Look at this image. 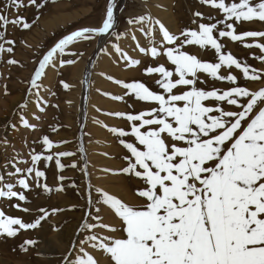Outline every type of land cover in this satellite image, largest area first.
<instances>
[{"label":"snow or ice","instance_id":"6c2138e0","mask_svg":"<svg viewBox=\"0 0 264 264\" xmlns=\"http://www.w3.org/2000/svg\"><path fill=\"white\" fill-rule=\"evenodd\" d=\"M200 3L221 12L222 18L211 22L214 18L210 14L206 16L196 11L193 14L196 19L192 21L196 28L182 30L179 35L171 33L159 20L155 21V26L145 29V24H152L147 15L127 21L130 25L140 24V31L149 37L158 26L162 34L159 47L153 41V46L139 47V51L154 59L163 55L174 68L170 70L160 64L145 69L146 75L158 76L155 83L163 90L162 94L143 82L123 84L136 100L156 105L138 114L115 113L129 122L130 131L110 129L118 137L134 138L135 142L119 140L130 153L125 157L127 167L121 171L143 182L144 187L137 195L145 203L135 207L102 193V199L97 203L110 207L121 222L120 229L103 222L100 207H95L94 216L91 211H86L91 221L81 225V230H86L87 234L78 241L76 264H100V259L105 256L109 264H264V88L250 90L241 86L238 77L232 74L236 69L245 81L264 82V70H257L224 51L225 46L221 43V38H228L247 49L257 48L264 53V43L258 42L264 39V31L237 32V27L244 22H264V0H200ZM30 5L43 6L37 4V0H28V3L10 0L5 4L0 8V29L6 30L10 24L22 29L31 28L32 24L23 16L18 14L10 18L4 11L14 8L19 13L20 9ZM117 9L118 0H108L101 26L75 31L48 51L30 80L31 89L40 88L38 81L45 76L47 68H55L57 53L64 54L75 41L111 36L119 39L122 34L115 31ZM248 38L256 42L247 43ZM132 39L136 40V37L133 35ZM0 41H3L0 54L13 53L15 42L6 39L4 31H0ZM192 45H198L202 50H214L218 62L203 61L182 50ZM115 51L131 66L141 63L119 46H115ZM255 59L264 64V55ZM7 62L18 63L14 59ZM59 63L63 66L73 64L75 60ZM209 79L228 82L229 87H202ZM61 83L65 89L69 87L63 81ZM35 94L38 103L47 104L39 97V92ZM113 99L122 100L123 97ZM44 110V107L40 108L41 112ZM24 123L35 127L27 121ZM43 144L49 150L58 147L47 136L43 137ZM73 155L72 152L50 151L47 155L33 152L31 167H15L14 174H21L17 183L23 190L30 191L31 178L36 188L51 193L53 188L42 182V178H46L45 172L36 166L42 160L54 161L63 171L65 165L60 158ZM71 167L77 165L73 163ZM82 171L87 174V167ZM65 179L63 175L58 177L61 185L55 191L64 190L62 182ZM4 181L5 176L0 175V198L27 200L25 191H14L15 185ZM21 210L30 212L26 207ZM38 211L41 213L39 218L26 223L0 210V236L15 237L21 230L37 229L49 216L44 208ZM105 230L110 233L122 230L124 236L102 235ZM36 244L37 241L31 239L24 242L26 246ZM86 247L98 251L99 257ZM23 250L28 251V247ZM72 256L70 250L64 260L71 264L69 257Z\"/></svg>","mask_w":264,"mask_h":264},{"label":"rangeland","instance_id":"374dc122","mask_svg":"<svg viewBox=\"0 0 264 264\" xmlns=\"http://www.w3.org/2000/svg\"><path fill=\"white\" fill-rule=\"evenodd\" d=\"M9 2L10 0H0V8H4V5ZM159 2L160 0H118V9L115 12L118 18L115 31L117 34H122L120 38L111 36L103 37L104 40L100 37L92 41H75L66 48L64 54L57 53L56 66L55 68L50 66L45 70V76L38 81L41 85L39 89H31L30 84L39 66V61L60 40L73 32L101 26L108 0H47V2L37 0V4H42V7L30 5L20 9L19 13L14 8L4 9L10 18H15L18 14L23 16L27 22L32 24V27L22 29L10 24L6 30L0 29L4 31L6 39L15 42L13 53L0 54V136L2 137L0 143L3 142V145L0 144V156L2 157L0 175L5 176L4 183L15 185L14 191H25L17 183L21 174H14L15 167L21 169L31 167L33 152L41 155H47L50 151L72 152L74 155L60 158L65 165L63 171L56 167L54 161L42 160L36 166L45 172L46 178H42V182L53 188L51 193L36 188L35 182L30 178L29 183L32 190L25 191L26 201H19L16 198L11 200L0 198V210L4 211L7 216L21 218L26 223H32L39 218L41 213L38 210L41 208L49 212L48 218L42 221L37 229L21 230L15 237L0 236L1 261H7L10 264H69L64 257L71 250L73 256L69 257V260L71 264H76L75 256L79 254L78 241L84 239L87 234L86 230H81V225L86 221H91V217L86 216V211H91L94 216L96 215L95 207H100L99 215L103 218V222L120 229L121 222L110 207L97 203L102 199V193H108L135 207L144 205V199L137 195V191L144 187L143 182L131 176L137 184L135 191H131L125 186L129 187L128 183L124 184L125 180L121 179H125L127 175L121 170L126 167L125 157L130 153L119 143V140L135 142L134 138L118 137L110 129L130 131L129 122L125 118L122 120V117L114 115L115 113L137 114L130 110L129 105H124V93L127 89L123 87V84L143 82L154 91L150 85L155 83L156 74L148 76L145 69L155 67L156 64L140 63L131 66L115 51V46H119L132 59L141 61L147 57L149 61L155 62L150 55L139 51L141 46L144 48L153 46L151 37L140 31V24L130 25L127 21L133 17L147 15L151 17L152 24H145V29L155 26L156 20L169 25L166 26L167 28L175 26L174 14L171 16L173 19L168 22L159 19L161 12L173 13L170 8L172 4ZM25 3H28V0H25ZM259 23L258 27L261 28H257L256 31H264L262 27L264 22ZM176 29L173 34L178 35ZM158 34L162 36L157 26V31L153 32L152 37L153 35L157 37ZM133 35L137 37L136 40L132 39ZM258 42L264 43V39H259ZM156 46L159 47L158 44ZM241 49L238 48L231 53L237 54ZM228 50L226 52H230ZM253 50L256 51L255 56L264 55L258 52L259 49L254 48ZM73 52L76 53L75 56L71 55ZM10 59L18 63L9 64L7 61ZM61 60H75V63L61 66L59 63ZM254 61L255 64L251 65L252 67L264 70V64L257 59ZM257 63L260 64L257 65ZM61 81L69 87L65 89ZM242 82L240 85L250 90L264 88V82ZM157 86L154 84V87ZM37 92L40 98L43 97L42 100L47 101L46 105L38 103L35 94ZM52 92L56 95H51ZM88 93L90 95L87 103ZM113 97H123V99L117 100ZM87 106L90 108L88 114L84 113ZM41 107L45 108L43 112L40 111ZM152 107L155 106L150 105L149 109ZM24 121L35 127L26 126ZM10 132L15 133L16 141L13 139L6 141L4 135ZM28 133L29 135H26ZM100 133H103L102 137ZM44 136H47L58 147L49 150L43 144ZM73 163L77 167H71ZM85 166L87 174L82 171ZM10 173L14 175L9 176ZM60 175L66 178L62 182L64 190L55 191L61 185L58 180ZM118 177L121 182L117 181ZM118 185L120 188L117 187ZM122 190L127 192L123 193ZM89 198L91 203H89ZM17 204L19 208L15 207ZM25 207L29 208L30 212L25 213L21 210ZM53 209L60 211H53ZM119 231L110 233L105 230L101 234L122 238L124 234L121 236ZM29 239L37 241V244L24 245V242ZM23 247H28V251H24ZM86 250L97 257L100 255L98 251L94 252L88 247ZM100 264H108L106 256L100 259Z\"/></svg>","mask_w":264,"mask_h":264},{"label":"bare ground","instance_id":"6f19581e","mask_svg":"<svg viewBox=\"0 0 264 264\" xmlns=\"http://www.w3.org/2000/svg\"><path fill=\"white\" fill-rule=\"evenodd\" d=\"M157 1H159V0H157ZM46 2H47V0H46ZM56 2V1H55ZM160 2L161 3H165V4H168V5H171L172 4V6L170 7L171 8V10L173 11V13L171 14V12L169 11V12H166V11H164V12H161L160 13V16H161V18H159V19H161L162 21L164 20V21H166L167 20V22L168 21H170V19H173L171 16H173V14H174V19L173 20H175V21H173V23L174 22H176V27L175 26H173V27H175V29H176V32L178 31V35L181 33V31L182 30H186V29H195L196 28V25L195 24H193L192 23V21L194 20V19H196L195 17H194V13L196 12V11H200V12H202V13H204V14H206V16L208 15V14H210L213 18H214V20H212L211 22H215V20L216 19H220V18H222V16H223V14L221 13V12H219L218 10H214V9H212V8H210L209 6L208 7H206V5H202L201 3H200V0H160ZM159 2V3H160ZM226 2H230V0H226ZM191 4V5H190ZM42 5V4H41ZM46 4L44 3V6H45ZM57 6V5H56ZM56 6L54 7V8H56ZM44 8V7H43ZM48 8V7H47ZM52 8V7H51ZM167 8V7H166ZM168 8H169V6H168ZM42 9V8H41ZM45 9V8H44ZM44 9H42V10H44ZM53 9V8H52ZM38 10V9H37ZM42 10H39V11H42ZM50 10V9H49ZM48 10V11H49ZM57 10H59V9H57ZM168 10V9H167ZM45 11V10H44ZM50 12V11H49ZM42 14V13H41ZM158 14V13H157ZM42 16V15H41ZM159 16V15H158ZM156 19H157V17H156ZM163 21V22H164ZM170 23V22H169ZM167 24V23H166ZM171 24V23H170ZM260 25V23L259 22H252V23H248V22H244V23H242V24H240L238 27H237V32L238 33H240V32H243V31H247V30H257V28H261V27H258ZM165 26H169V25H165ZM171 26V25H170ZM171 26V28L170 27H168V29H169V31L170 32H172L173 33V31H175V29L173 28ZM262 27L264 28V25H262ZM263 30V29H262ZM175 34V33H174ZM160 34H158V36L157 37H155V35H153V37H151V42L152 41H156L157 42V44L159 45V41L161 40V38H162V36L160 37L159 36ZM137 38V37H136ZM182 39H183V37H182ZM101 40H104L103 39V37L101 38ZM253 40H252V38H248L247 40H246V42L247 43H253L252 42ZM256 42V41H255ZM221 43H223V45L225 46L224 47V51H226L227 49H229L230 50V52L231 51H235L236 49L238 50V48H242L241 50H243V51H238L239 53H237V54H234L233 53V55L235 56V57H238L242 62H244V63H247V64H249V65H254L255 64V61H254V59H255V57H257V56H255L256 55V51H254L253 49L254 48H252V49H247V48H245V47H243L242 46V44L240 43V42H232V41H230L228 38L226 39V38H221ZM139 44H140V42H139ZM138 44V45H139ZM171 45H169V47H170ZM142 47V46H141ZM257 49V48H256ZM183 51H186V52H188V53H190V54H195V55H197L201 60H203V61H207V62H213V63H215V62H217V58H216V54H215V52H214V50H211V49H209V50H202V49H200L199 48V46L198 45H192V46H185L183 49H182ZM228 50V51H229ZM260 50H258V52H259ZM254 52V53H253ZM255 54V55H254ZM261 54H264V53H261ZM259 56V55H258ZM256 60V59H255ZM154 61L155 62H151V61H149L148 60V58L146 57V59L145 60H141V63H151L152 65H155L156 64V66H159L160 64H164L167 68H169L170 70H172L173 68H174V66L173 65H171V63L167 60V58L165 57V56H163V55H161L160 57H157V58H155L154 59ZM258 62V61H257ZM258 64H260V63H257V65ZM262 64V63H261ZM151 65V66H152ZM155 66V67H156ZM260 67H262V66H260ZM222 72H224V70H222ZM226 74V73H225ZM232 74H234V75H236L237 77H238V80H239V83L241 82V83H243L242 81H245L243 78H242V76H241V73H240V71L239 70H236V69H233L232 70ZM156 79H158V76L156 75L155 76V78H154V81L156 80ZM48 80V79H47ZM154 84L155 85H157L156 83H152L150 86L154 89V91H156V92H158V93H163V90L162 89H160L159 88V86H157V87H154ZM215 86V87H217V88H222V89H227L228 87H229V84H228V82H219V81H212L211 79H209V81H208V84L207 85H202V87H206V88H211L212 86ZM128 92H129V90H125V93H124V105L125 104H127V105H129V108H130V110H133V111H135L137 114L139 113V112H141V111H144V110H146V109H149V106L150 105H154V106H156L155 104H152V103H148V102H142V101H138V100H136L135 98H134V96L133 95H129L128 94ZM89 95H90V93H88V96L86 97V101H87V103L89 102ZM43 98V97H42ZM134 99L136 100V101H134ZM10 101V100H9ZM105 104H106V102H105ZM4 106V105H3ZM89 110H90V108L87 106V108L85 109V111H84V113H87L88 114V112H89ZM28 118V117H27ZM30 118V117H29ZM122 120H123V118H122ZM125 123V122H124ZM126 124V123H125ZM36 130V129H35ZM4 134V133H3ZM103 134V133H102ZM101 133H100V136L102 135ZM26 135H29V133L28 134H26ZM4 136H6L5 137V139H6V141H9V140H15L16 141V139H14L15 138V133L13 132H10L9 134H5ZM102 137V136H101ZM1 136H0V140H1ZM4 139V138H3ZM4 141V140H3ZM18 141V140H17ZM3 143V142H2ZM2 143H0L1 145H3ZM18 143V142H17ZM7 144V143H6ZM8 148V147H7ZM1 156H0V161H1ZM103 161H105V160H103ZM102 163V162H101ZM106 163V162H105ZM108 163V162H107ZM126 163V167H127V161L125 162ZM25 167V166H24ZM119 167H120V165H119ZM101 169V168H100ZM121 177V176H120ZM112 179H115V178H113L112 177ZM122 180H125L124 181V184H125V182L126 183H128V185H129V187L127 186V185H125L127 188H129L131 191H135V187L137 186V184L133 181L134 179H132V177H131V175H125V179H123V178H121ZM117 181H120V179H119V177L117 178ZM121 182V181H120ZM119 184H121V183H119ZM123 186V185H122ZM118 188H120L119 187V185L117 186ZM124 189V188H123ZM128 190V189H127ZM129 190V191H130ZM124 190H122V192H123ZM126 191V190H125ZM125 191L123 192V193H125ZM113 192H115V191H113ZM118 191H116V193H117ZM127 192V191H126ZM119 193V192H118ZM123 193L121 194V195H123ZM119 194V195H120ZM125 195V194H124ZM32 199V198H31ZM17 201V200H16ZM120 225V224H119ZM119 234H122L121 236H123V231H119L118 232ZM0 264H10L9 262H7V261H1L0 260ZM12 264V263H11ZM108 264H109V262H108Z\"/></svg>","mask_w":264,"mask_h":264}]
</instances>
